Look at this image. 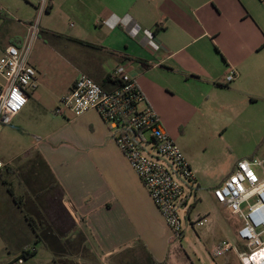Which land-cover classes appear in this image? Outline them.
Wrapping results in <instances>:
<instances>
[{
    "label": "crops",
    "instance_id": "1",
    "mask_svg": "<svg viewBox=\"0 0 264 264\" xmlns=\"http://www.w3.org/2000/svg\"><path fill=\"white\" fill-rule=\"evenodd\" d=\"M35 13V0H0V48L22 45ZM44 14L40 30L50 34L57 55L73 73L55 94V106L82 73L107 89L115 88L113 71L124 64L170 135L169 107L160 97L174 98L184 82L207 90L204 106L211 91L230 94L234 99L224 106L235 113L233 122L239 121L243 143H264V129L257 128L258 116L264 114V0H51ZM209 65L225 66L220 68L223 79L234 69L235 78L221 83ZM37 71V87L29 90L28 103L16 116L32 110V95L44 100L38 90L46 82L39 67ZM174 74H181V81ZM61 116L60 126L42 134L29 149L31 176L41 184L34 195L41 190L45 204L39 207L36 202L42 200L34 199L30 211L36 215L26 214V220H34L37 229L29 223V243L5 264L33 262L39 245L50 255L43 264H165L180 237L165 222L107 123L93 109ZM182 151L195 177L184 205L193 192H203V183L204 193L222 205L213 188L232 174L239 159L257 155L242 154L207 177L189 151ZM44 168L50 181L43 183ZM186 210L187 219L194 220L191 207ZM23 249L31 256L22 257Z\"/></svg>",
    "mask_w": 264,
    "mask_h": 264
},
{
    "label": "rangeland",
    "instance_id": "2",
    "mask_svg": "<svg viewBox=\"0 0 264 264\" xmlns=\"http://www.w3.org/2000/svg\"><path fill=\"white\" fill-rule=\"evenodd\" d=\"M44 15L38 19V14L35 13L34 23H38L39 26L45 24ZM68 22L72 23L73 20L69 19ZM53 45L55 43H52L50 34L40 30L32 41L29 56L30 63L36 70L38 67L41 69L46 82V85L38 90L44 100L32 95L28 104L32 110L28 113L25 109L19 116H15L12 123L5 125L0 133V160L4 162L0 171V264H5L9 259H17L22 246L29 243L30 222L26 220V214L36 215L35 211L30 210L32 206L35 207L34 194L41 187L34 176H31L29 149L37 142L38 137L49 134L61 124L57 117L62 116L54 112L59 103L55 106V94L73 73L67 63L57 55ZM209 66H211L209 70L216 73V77L222 83L225 80L220 71L223 65ZM173 77L181 81L182 76L174 74ZM178 92L179 94L172 99L160 97V100H166L165 104L169 107L171 135L181 149L186 148L195 162L206 170L207 177L215 175L219 166L245 153L247 156L257 154L253 156L264 160V143H243L244 132L239 128V121L233 122L235 113L231 108L224 106L233 101L234 98H231L230 94H225L221 90L211 91L208 106H204L201 105L207 96L204 87L194 89L182 82L178 86ZM187 100L194 104L190 106ZM194 105L197 107L194 108ZM257 109L254 111L259 115L260 110ZM246 119L248 117H245L244 121ZM258 119L260 122L257 128L262 130L264 114L259 115ZM176 133L182 135L184 143L180 142L181 139ZM8 165L14 169V173L7 171ZM253 169L262 178L261 168ZM40 179L43 183L50 181L45 168L40 172ZM211 182L213 180L209 184H212ZM202 185L203 192H193L189 196L188 207H191L193 226L191 224L187 226L186 208L179 207V214L183 220V235L172 246L169 260L165 264H241L235 251L221 257H213L210 252L215 243L224 239L232 241L235 245L239 244L237 230L243 222L228 208L215 204L211 197L204 193L206 187L204 183ZM9 188L13 190L14 195ZM43 196L40 195L39 199L42 200L40 204H45V200L41 198ZM203 215H208L211 222L203 226L195 224L197 217ZM37 219L39 221V214ZM39 229L42 232V229ZM38 248L37 257L29 264H43L49 260V251L43 245H39ZM239 250L242 249L239 247Z\"/></svg>",
    "mask_w": 264,
    "mask_h": 264
},
{
    "label": "built area",
    "instance_id": "3",
    "mask_svg": "<svg viewBox=\"0 0 264 264\" xmlns=\"http://www.w3.org/2000/svg\"><path fill=\"white\" fill-rule=\"evenodd\" d=\"M35 1L40 19L51 0ZM39 31L40 26L35 22L22 45L8 44L0 48V133L26 107L29 89L37 87V70L29 56L32 41ZM235 74L232 69L225 83L231 82ZM113 75L117 84L107 89L88 74H80L72 91L61 97L54 112L64 115L71 111L79 116L93 109L101 115L165 222L179 238L183 235L179 207L189 205H184L183 201L195 183L194 171L164 128L159 114L145 103L146 97L130 69L121 64ZM2 166L0 160V169ZM254 167L261 168L262 178ZM212 193L217 202L243 222L237 230L239 244L227 239L219 241L210 249L212 256L221 257L235 251L241 264H264V160L255 156L239 159L232 174L214 187ZM187 217V226H193ZM210 222L211 218L203 215L197 217L195 224L203 226Z\"/></svg>",
    "mask_w": 264,
    "mask_h": 264
},
{
    "label": "trees",
    "instance_id": "4",
    "mask_svg": "<svg viewBox=\"0 0 264 264\" xmlns=\"http://www.w3.org/2000/svg\"><path fill=\"white\" fill-rule=\"evenodd\" d=\"M92 46V45H91ZM143 63V65L145 66V67H149L150 65L149 64H147V63H144V62H142ZM7 171L8 172H10V173H14V169L11 167V166H7ZM9 190L12 192V194L14 195V193H13V190L11 189V188H9ZM42 193H41V190H39V191H37V193H36V197H37V199H39L40 198V195H41ZM36 204H37V206H41V204H40V201H37L36 202ZM39 216H40V214H39ZM29 218V217H28ZM30 220V224H32L33 226H34V228H36L37 229V224L35 223V221L34 220H32V219H29ZM40 221V220H39ZM34 222V223H33ZM41 232V231H40ZM34 253V252H33ZM31 254L32 253H30L29 251H26V249H23L22 250V253H21V256L22 257H25V258H28L29 256H31Z\"/></svg>",
    "mask_w": 264,
    "mask_h": 264
},
{
    "label": "clouds",
    "instance_id": "5",
    "mask_svg": "<svg viewBox=\"0 0 264 264\" xmlns=\"http://www.w3.org/2000/svg\"><path fill=\"white\" fill-rule=\"evenodd\" d=\"M113 19H115V17H113ZM127 20H130V17L129 18H126V22H127Z\"/></svg>",
    "mask_w": 264,
    "mask_h": 264
}]
</instances>
